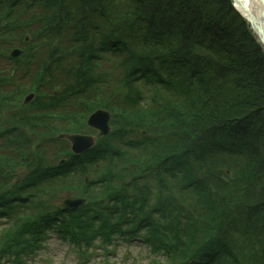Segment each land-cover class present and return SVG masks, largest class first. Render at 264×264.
<instances>
[{"label": "trees", "instance_id": "trees-1", "mask_svg": "<svg viewBox=\"0 0 264 264\" xmlns=\"http://www.w3.org/2000/svg\"><path fill=\"white\" fill-rule=\"evenodd\" d=\"M4 57L18 69L0 100L38 94L9 126L36 143L0 126V264L50 232L142 237L168 264H264V52L231 0H0ZM100 106L113 133L75 157L58 136L90 132ZM74 191L87 205L63 211Z\"/></svg>", "mask_w": 264, "mask_h": 264}, {"label": "rangeland", "instance_id": "rangeland-1", "mask_svg": "<svg viewBox=\"0 0 264 264\" xmlns=\"http://www.w3.org/2000/svg\"><path fill=\"white\" fill-rule=\"evenodd\" d=\"M254 37L261 47V52H264L262 43L255 34ZM0 72H2V67H0ZM23 94L24 92L16 98L13 97V99L0 101L3 102V106L6 105L8 109H17L22 103ZM8 101L12 102L11 105H7ZM97 110H104L112 113L111 110L103 106H100L94 112ZM90 116L91 115H89L88 118ZM87 119L85 121H87ZM44 244L45 249L39 251V254L33 260L28 261L29 264H152L157 258L150 254L148 247L140 243L127 244L123 241H119L117 242L118 246L115 248L96 243L91 249L85 251L83 249L79 250L74 248L72 244L60 242L55 236H52L50 239L47 238ZM5 264L8 263L6 262Z\"/></svg>", "mask_w": 264, "mask_h": 264}, {"label": "water", "instance_id": "water-1", "mask_svg": "<svg viewBox=\"0 0 264 264\" xmlns=\"http://www.w3.org/2000/svg\"><path fill=\"white\" fill-rule=\"evenodd\" d=\"M235 4L239 11H247V7L240 4L236 0ZM264 7V0H258ZM247 13V12H246ZM248 14V13H247ZM248 19L250 23L252 24L255 32L258 34L261 42L264 44V12L258 19L255 18V16L251 13L248 14ZM20 55V52H14L13 56L18 57ZM29 100L26 101V103ZM109 121H110V115L103 111H98L94 115L91 116V118L88 121V125L92 128L99 129L101 131V135L105 136L109 134L110 128H109ZM72 143H73V150L76 153H83L85 151H88L94 144V140L90 137H82V136H69L68 137ZM83 205L82 200H76V201H66L64 204V207L67 209L70 208H77L79 206Z\"/></svg>", "mask_w": 264, "mask_h": 264}, {"label": "bare ground", "instance_id": "bare-ground-1", "mask_svg": "<svg viewBox=\"0 0 264 264\" xmlns=\"http://www.w3.org/2000/svg\"><path fill=\"white\" fill-rule=\"evenodd\" d=\"M237 2H239L240 4L246 6L247 8V13H251L255 16L256 19H258L259 17H261V15L264 12V7L263 5L258 1V0H236ZM242 11V14L248 18V14ZM249 20V19H248ZM263 44V43H262ZM263 48H264V44H263Z\"/></svg>", "mask_w": 264, "mask_h": 264}]
</instances>
